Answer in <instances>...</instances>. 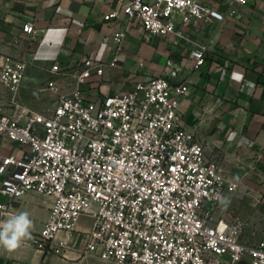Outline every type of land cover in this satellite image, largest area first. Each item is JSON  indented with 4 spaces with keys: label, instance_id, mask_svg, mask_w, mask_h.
<instances>
[{
    "label": "built area",
    "instance_id": "2783aa9c",
    "mask_svg": "<svg viewBox=\"0 0 264 264\" xmlns=\"http://www.w3.org/2000/svg\"><path fill=\"white\" fill-rule=\"evenodd\" d=\"M121 1L122 16L116 9L104 17L122 20L114 37L118 50L127 32L137 29L171 39L174 49L191 41V30L224 21L247 2L227 0L225 12L215 0ZM23 31L34 38L45 32L31 22ZM208 50L206 42L194 41L188 52L194 69L205 63ZM167 65L164 76L90 98L82 85L93 68L80 65L72 73L56 62L50 72L73 75L76 82L50 79V105L12 115L0 108V137L26 147L22 156L10 153L0 161V220L16 214L14 204L36 191L53 198L44 227L26 240L38 249L61 253L80 217L91 215L92 227L80 232L84 250L106 262L264 264V235L248 241L245 221L219 214L228 194L240 191L242 179H230L187 128L178 108L190 84L173 81L178 69L172 59ZM26 70L23 59H0L1 81L13 91ZM96 73H104L102 64ZM61 232L64 239L57 243Z\"/></svg>",
    "mask_w": 264,
    "mask_h": 264
},
{
    "label": "crops",
    "instance_id": "0c3cea01",
    "mask_svg": "<svg viewBox=\"0 0 264 264\" xmlns=\"http://www.w3.org/2000/svg\"><path fill=\"white\" fill-rule=\"evenodd\" d=\"M121 0H0V59L25 60L27 70L18 91L0 77V108L12 115L16 110H43L53 97L46 89L50 79L74 84L73 75H53L56 62L78 69L89 65L94 74L82 85L87 97L125 92L137 81L164 76L167 61L178 69L173 81L188 80L190 89L180 98L179 113L187 128L205 143L208 157L216 161L232 180L242 179L241 189L228 194L219 214L240 217L249 224L264 222V0H247L224 21L213 20L191 30V41L172 48L171 39L144 36L141 29L127 32L122 49L115 33L122 20H105ZM225 12L227 0H215ZM33 23L45 32L34 38L23 31ZM190 30V28H186ZM41 40L44 43L41 44ZM209 44L205 63L193 68L188 56L194 41ZM102 64L104 73L96 69ZM233 73V75H231ZM26 147L0 137V161L13 153L22 156ZM2 196L0 195V199ZM53 198L36 191L17 201L15 213L27 211L32 233L39 232L50 215ZM91 215H83L77 231L68 238L61 253L38 249L29 241L8 252L0 251V264H116L97 254L86 253L80 232L92 227ZM61 232L58 243L64 239Z\"/></svg>",
    "mask_w": 264,
    "mask_h": 264
},
{
    "label": "clouds",
    "instance_id": "9594fccd",
    "mask_svg": "<svg viewBox=\"0 0 264 264\" xmlns=\"http://www.w3.org/2000/svg\"><path fill=\"white\" fill-rule=\"evenodd\" d=\"M33 228V221L27 211L0 220V247L8 252L17 250L25 240L32 238Z\"/></svg>",
    "mask_w": 264,
    "mask_h": 264
},
{
    "label": "rangeland",
    "instance_id": "374dc122",
    "mask_svg": "<svg viewBox=\"0 0 264 264\" xmlns=\"http://www.w3.org/2000/svg\"><path fill=\"white\" fill-rule=\"evenodd\" d=\"M264 235V222L263 220H259V222L255 224L247 223V226L244 229V237L246 240L255 242L260 237Z\"/></svg>",
    "mask_w": 264,
    "mask_h": 264
}]
</instances>
